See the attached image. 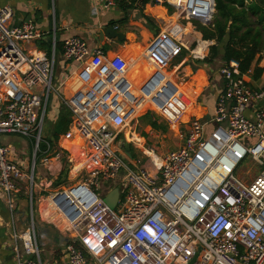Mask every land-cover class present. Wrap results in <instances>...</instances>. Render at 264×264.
<instances>
[{"label": "built area", "instance_id": "built-area-1", "mask_svg": "<svg viewBox=\"0 0 264 264\" xmlns=\"http://www.w3.org/2000/svg\"><path fill=\"white\" fill-rule=\"evenodd\" d=\"M89 1L94 14L116 5L115 0ZM164 1L176 21L142 52L152 71L138 86L128 77L124 56L105 59L101 49H90L76 37L62 43L63 59L79 67L61 76L59 84L79 85L70 96H59L70 113L63 141L78 143L76 154L69 155L86 162L77 182L49 196V206L67 226V264H189L194 257L193 264H264V108L253 117L245 114L249 101L263 98L264 91L250 90L249 72L241 74L237 62L220 67L224 87L213 116L179 131L180 147L160 154L142 142V157L151 168L136 172L120 151L123 141L138 143L133 126L147 110L176 124L183 110L199 105V94L193 97V88L180 86L177 69H170L186 49L182 21L210 27L215 1ZM12 17L10 7L0 6V137L28 138L33 159L26 174L0 141V201L15 264H41L33 194L52 181L40 179L36 166L47 168L63 152L49 145L42 152L39 148L45 143L43 123L54 91L56 41L53 34L50 56L27 49L44 34L30 20L11 25ZM185 94L188 106L182 101ZM208 125L212 130L206 135ZM247 157L263 166L249 184L235 175ZM113 183L121 189L110 209L101 192ZM26 185L30 214L20 228L16 193H27Z\"/></svg>", "mask_w": 264, "mask_h": 264}, {"label": "crops", "instance_id": "crops-1", "mask_svg": "<svg viewBox=\"0 0 264 264\" xmlns=\"http://www.w3.org/2000/svg\"><path fill=\"white\" fill-rule=\"evenodd\" d=\"M115 1L116 5L113 8L106 11H99L97 14L93 13L89 0H0V6H8L13 10L11 25L16 26L22 22L30 20L34 23L36 28L44 34L45 40L52 39L54 34L55 41L57 44L61 45V49L62 43L65 39L76 37L84 41L90 49H101L105 59H110L115 55L124 56L128 60V77L138 86L152 71L151 66L141 56L142 52L158 33L165 30L176 21V15L169 13L168 9L163 5L152 3L142 5L141 0ZM183 26L185 27L184 32L187 33V38L192 36V34H196L194 37L196 40V46L193 50H190L191 45L187 42L186 49L183 50L180 56L174 61L176 64H171L170 70L174 72L172 69L174 67L177 69L175 80L180 86L185 88L191 84L196 86V92L197 94L199 93L198 98L200 100L198 108L195 109L193 113L189 112L191 108L183 110V114L179 120H177L178 123L176 124L169 123L161 117H153L151 114L154 120H157L158 123L165 124L167 131L168 129L173 131L175 137L182 142L183 140L178 132H184L191 121L197 120L203 122L209 120L213 116L218 96L224 87V80L219 73V68L212 69L209 66L211 64L199 63L205 58L209 46L214 45V42L203 41L201 33L195 30V27L191 22H184ZM110 27L118 33H124V40L119 41L116 38L106 37L105 31ZM38 42L40 41L32 42L35 43L34 46L31 45L32 43L25 46L27 49L32 50L37 48ZM199 42L205 45V47L200 50ZM56 57L59 58V62L63 69L62 76H66L70 70L75 69L74 65H78L73 62H66L63 59L61 52H58ZM263 66L264 58L258 64H254L249 74L245 76L247 85L252 92L264 91V71L259 78H253L252 76L255 67L262 68ZM144 68L149 70V74L146 75L145 71L143 73ZM208 72L210 73V76L208 75ZM78 87L79 85L77 82H68L61 89L64 90V96L67 97ZM182 101L188 106L186 94L182 96ZM262 108H264V97L260 99H252L247 105L245 114L248 117H253V114ZM57 109L58 110L54 114L51 113L53 123L57 120L60 111V108ZM137 126L138 122L136 120L134 128ZM144 126L155 136L164 137L167 132L161 133L160 131L153 130L148 125ZM211 130L212 125H208L206 127V132H210ZM46 131V133H48V130ZM135 131H137L136 128ZM136 134L137 136H134L133 139L138 142L137 144L126 143L124 141L123 143L129 145V147L138 146L141 150L142 142H145V145L147 144L144 138L145 134L142 132H140V134L139 132H136ZM61 137H63V135L60 136V138ZM138 137L142 140L141 142ZM3 138L5 140L7 139V136ZM60 138L57 143L54 144L55 148H52V151L61 150L59 144ZM44 139L46 138L44 137ZM73 142L74 141H68L66 143ZM122 144L120 151L126 156L127 161L131 165H134L133 159L135 157L133 159H131L130 156L128 157L125 154L126 152L122 149ZM8 146L10 147L11 152L18 151L15 147L11 145ZM27 150L31 156V142L29 143ZM64 158L65 161L62 162V159ZM10 159L14 163L20 165L24 170H26L32 163V161L30 162L27 159H19L12 155H10ZM79 160L81 159L79 158ZM68 163L71 166L69 165L70 170L68 171L67 180L71 181V185H73L78 181L80 173L82 174L83 172L81 170L82 166L77 171L73 172L76 159L73 160L69 153L63 151L61 159L53 160L51 165L47 168H41L38 166V174L47 180L52 181L51 186H48L46 189L40 190L38 188L34 190L36 196L34 197V220L36 224L37 241L41 254V264H67V226L63 218L49 206V196L54 192L66 188L62 183L60 174L62 168ZM237 178L246 184H249L255 179V177H252L250 180H245L240 177ZM115 188L116 187L112 185L110 190L105 192L103 197L105 198ZM22 194H24V191L22 190L16 193L17 210L21 220L20 228L25 227V222L28 218L27 213L29 205L27 199L23 197ZM0 219L4 224V226L2 225V228H0V264H15L12 253V242L9 239L8 229L5 225V221H7V212L2 201H0Z\"/></svg>", "mask_w": 264, "mask_h": 264}, {"label": "trees", "instance_id": "trees-1", "mask_svg": "<svg viewBox=\"0 0 264 264\" xmlns=\"http://www.w3.org/2000/svg\"><path fill=\"white\" fill-rule=\"evenodd\" d=\"M162 1L169 13H173V9L166 5L164 0H141L142 5ZM215 13L210 27H204L197 22H193L195 30L200 32L202 40L205 42H214L209 47L207 57L199 63L212 64L219 59L223 64L230 61L238 63V69L241 74H247L251 71L252 66L258 64L264 58V0H214ZM199 39V38H198ZM200 43L199 50L205 45ZM60 44L56 43L55 55L61 52ZM37 47L51 55V38L38 42ZM149 74V70L144 68L143 73ZM264 71L262 68L255 67L253 69V78H259ZM191 113L194 112L190 109ZM144 125L150 126L155 131L165 133L167 127L165 124L158 123L151 116L148 110L141 117ZM70 124V113L66 107L62 106L59 111L57 120L51 132V141L45 139V143H41L40 151H45L47 145L52 146L57 143L60 136L64 135ZM122 149L128 152L130 158L135 156L129 145L123 143ZM60 178L66 177L67 171L60 174Z\"/></svg>", "mask_w": 264, "mask_h": 264}, {"label": "rangeland", "instance_id": "rangeland-1", "mask_svg": "<svg viewBox=\"0 0 264 264\" xmlns=\"http://www.w3.org/2000/svg\"><path fill=\"white\" fill-rule=\"evenodd\" d=\"M185 21H182V23L184 24ZM191 24H193V22H191ZM168 28V27H167ZM166 28V29H167ZM195 35L196 34H192V36L185 37L186 42H189L191 45L190 50H193L196 46V40H195ZM153 38V37H152ZM187 38V39H186ZM188 40V41H187ZM32 46L35 45V43L31 44ZM210 47V46H209ZM38 48V47H37ZM39 49V48H38ZM208 52H209V48H208ZM208 52L206 54V56L208 55ZM189 54V53H188ZM205 56V57H206ZM59 58L56 57V63H55V70H54V76H53V81H52V87L54 89V91H52L49 95V100L47 103V109H46V117L44 119V123H43V133H42V137H45L46 140L51 141V145H52V140H51V132L52 129L54 127V124L52 122V114L51 113H55L58 109L57 108H62V106H64L59 98L60 95H65L64 94V90L61 89V87L59 88V84L61 83V76L63 73V69L62 66L59 62ZM173 64H176V62ZM223 65V63L219 60L216 59L214 61L213 64L209 65L210 68L212 69H220V67ZM75 68L78 67V65H74ZM68 75V74H67ZM208 75L210 76V73L208 72ZM68 86V84H67ZM193 89H196V86L191 84L190 86ZM56 91V92H55ZM199 94V93H198ZM198 102H200V100L198 99ZM56 107V108H55ZM65 107V106H64ZM147 112H145L144 114H146ZM142 114L140 117H138L137 122H138V126L135 127L136 128V132H142L144 135V138L146 140V146H149L151 148H154L156 151H158V153L160 154H165L167 152L173 151L175 149H177L180 145H182V141H180L178 138L175 137V133L171 130L168 129V131L166 132V134L164 135V137L162 136H155L154 134H151V131H148L144 124H142L141 122V117L144 115ZM186 118V117H185ZM134 127V126H133ZM176 128V127H174ZM48 130V133H46ZM46 133V135H45ZM209 132H206V135H208ZM139 138V137H138ZM0 141L3 143V145H11L13 147H15L16 149H18L17 152H11L10 155L16 157V158H21L23 160L27 159L30 162L33 159V156H30L29 151L27 150V147L29 146V139L22 137L20 135L17 134H12L7 136V139L4 140V138L1 136L0 137ZM139 141L141 142L142 140L139 138ZM52 148H55V145L52 146ZM133 154L135 155V158L133 159V163L134 165H131L128 161H127V166L133 170V171H139L140 168H151V164L149 162V160L145 159L142 157V153L141 150L138 148V146L134 147L131 146L130 147ZM61 151V150H60ZM33 153V151H32ZM135 160V161H134ZM69 163L67 165H65L62 170L63 171H67V175H68V171L70 170L69 167ZM71 166V165H70ZM263 170V166L255 163L254 161L251 160L250 157H247L238 167V169L235 171V175L237 177L243 178L245 180H250L252 177H257ZM24 172L29 173L28 169L24 170ZM39 173V167L36 166V174ZM30 174V173H29ZM39 175V174H38ZM67 175L66 177H62V183L65 187L69 186L72 184L71 181L67 180ZM43 176H40V179H43ZM37 182V180H36ZM113 186H116V183H113ZM28 185H26V192H24L23 197H25L27 199V201L29 200V192H28ZM111 185H107V189L111 188ZM119 189H121V187H117ZM22 191H24V189H22ZM105 194V190L104 192H101V195L103 196ZM35 194L33 196V205H32V211H33V216L35 217V212H34V208H35ZM29 204V203H28ZM28 216L30 214V206L28 205ZM4 226V224H3ZM0 228H2V226H0ZM41 255V254H40Z\"/></svg>", "mask_w": 264, "mask_h": 264}, {"label": "water", "instance_id": "water-1", "mask_svg": "<svg viewBox=\"0 0 264 264\" xmlns=\"http://www.w3.org/2000/svg\"><path fill=\"white\" fill-rule=\"evenodd\" d=\"M105 36L108 37V38H116L118 39L119 41H123L124 38H125V35L124 33H118L116 32L112 27L108 28L106 31H105ZM60 148L61 150L65 151V152H68L70 154H73L75 155L76 154V151L78 149V143H66L63 141V137L60 138ZM128 157L130 156L128 152L125 153ZM64 162L65 161V158L62 159ZM104 203L110 208V209H113L115 208L116 204L118 203L119 201V192H118V189L115 188L111 191V193H109L104 199H103ZM7 221H5L6 223ZM3 223H2V220L0 219V226H2ZM195 258L194 257L190 262L189 264H193V262L195 261Z\"/></svg>", "mask_w": 264, "mask_h": 264}, {"label": "bare ground", "instance_id": "bare-ground-1", "mask_svg": "<svg viewBox=\"0 0 264 264\" xmlns=\"http://www.w3.org/2000/svg\"><path fill=\"white\" fill-rule=\"evenodd\" d=\"M173 25H174V23L172 25H170V27H172ZM180 28H182V27H180ZM183 30H184V28H183ZM202 56H204V55H202ZM190 86L191 85H188V86H186V88H190ZM191 93L193 94V97H195V94H197L196 89H194ZM186 95L188 97V94H186ZM82 165H86V162L82 161V160H79V158L77 157L76 158V163H75V168H74L73 172L77 171Z\"/></svg>", "mask_w": 264, "mask_h": 264}]
</instances>
